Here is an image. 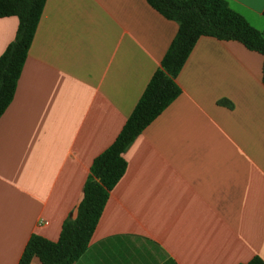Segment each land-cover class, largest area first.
<instances>
[{"label":"crops","instance_id":"crops-1","mask_svg":"<svg viewBox=\"0 0 264 264\" xmlns=\"http://www.w3.org/2000/svg\"><path fill=\"white\" fill-rule=\"evenodd\" d=\"M228 2L264 29V0ZM18 24L0 17V55ZM177 31L147 0H46L0 117V264H17L33 233L58 239ZM263 60L199 37L181 94L125 150L126 172L73 264L264 260Z\"/></svg>","mask_w":264,"mask_h":264},{"label":"trees","instance_id":"trees-1","mask_svg":"<svg viewBox=\"0 0 264 264\" xmlns=\"http://www.w3.org/2000/svg\"><path fill=\"white\" fill-rule=\"evenodd\" d=\"M46 0H0V17L15 15L14 39L0 55V117L14 98ZM160 14L178 22V31L121 130L92 161L84 195L75 214L67 217L57 240L38 233L29 237L17 264H73L89 247L113 187L125 174V150L175 99L182 88L177 75L197 40L212 36L236 40L264 56V29L251 25L228 0H147ZM264 84V60L262 67ZM238 264H264L260 256Z\"/></svg>","mask_w":264,"mask_h":264}]
</instances>
